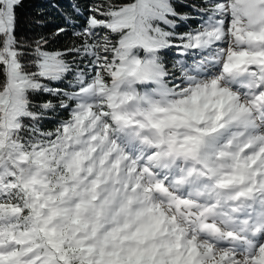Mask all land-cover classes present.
<instances>
[{
	"label": "snow or ice",
	"instance_id": "1",
	"mask_svg": "<svg viewBox=\"0 0 264 264\" xmlns=\"http://www.w3.org/2000/svg\"><path fill=\"white\" fill-rule=\"evenodd\" d=\"M22 3L0 0V264H264V0H86L55 50L65 28L18 36Z\"/></svg>",
	"mask_w": 264,
	"mask_h": 264
},
{
	"label": "trees",
	"instance_id": "2",
	"mask_svg": "<svg viewBox=\"0 0 264 264\" xmlns=\"http://www.w3.org/2000/svg\"><path fill=\"white\" fill-rule=\"evenodd\" d=\"M77 5L79 6L78 10ZM17 14L19 19L18 36L21 38L39 35L51 37L58 28H65L66 33L46 45L48 50L63 49L71 46L74 42L80 43V40L72 33L78 31L85 23L86 0H23L22 6L17 9ZM68 21H74V23ZM188 24L194 27L191 21ZM178 30L184 31L186 28ZM69 58L71 59V57ZM66 117L67 113L53 117L52 121L46 122L45 127L47 129L54 128L56 119Z\"/></svg>",
	"mask_w": 264,
	"mask_h": 264
}]
</instances>
